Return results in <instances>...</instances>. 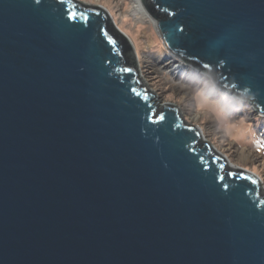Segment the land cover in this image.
<instances>
[{"label": "water", "instance_id": "obj_1", "mask_svg": "<svg viewBox=\"0 0 264 264\" xmlns=\"http://www.w3.org/2000/svg\"><path fill=\"white\" fill-rule=\"evenodd\" d=\"M141 3L166 52L264 116V0ZM138 69L100 5L0 0V264H264L261 178Z\"/></svg>", "mask_w": 264, "mask_h": 264}, {"label": "rangeland", "instance_id": "obj_2", "mask_svg": "<svg viewBox=\"0 0 264 264\" xmlns=\"http://www.w3.org/2000/svg\"><path fill=\"white\" fill-rule=\"evenodd\" d=\"M91 2L92 4L104 5L112 14V22L120 31L124 32L131 42L133 52L136 54L137 65L143 77L142 87L153 95L151 99L157 107L165 103L167 96H173L172 102L184 119L195 124L202 130L201 133L206 136L204 139L219 154L225 156L229 161L238 167L247 169L254 173L262 181V196H264V116L253 110V107L244 101L240 111L235 114L237 118L247 116L252 125L253 135L246 136L239 143L224 141L221 132L214 118L205 120L201 113L197 111L195 97L198 93L210 91L212 98L220 104H226L233 100L232 93L225 91L218 92L216 86L208 80L203 79L205 76L194 70L195 78H186L181 80L180 75L176 74L170 67L177 62L168 52L159 53V44L155 43L159 40L157 33L153 30L151 23L148 21L132 19L129 15L121 16V10L115 8L113 0H82V2ZM128 5L124 10H127ZM160 41V40H159ZM161 42V41H160ZM173 62V64H172ZM183 68H191L188 63H180ZM189 66V67H188ZM167 69V70H166ZM192 69V68H191ZM171 70V72H170ZM193 70V69H192ZM138 71V72H139ZM179 73V72H178ZM139 74V73H138ZM179 77V78H178ZM183 97L182 102H177ZM232 97V99H231ZM215 138V142H214ZM248 153L249 157H244L242 153Z\"/></svg>", "mask_w": 264, "mask_h": 264}, {"label": "clouds", "instance_id": "obj_3", "mask_svg": "<svg viewBox=\"0 0 264 264\" xmlns=\"http://www.w3.org/2000/svg\"><path fill=\"white\" fill-rule=\"evenodd\" d=\"M105 10L107 11L106 8ZM155 43L159 44V53L165 54L166 49L164 48L163 44L159 40H156ZM176 59L178 60V58ZM232 96L234 99L226 104H220L218 101L214 100L210 91L198 93L194 99L196 101L197 111L202 114L206 121L210 118H214L216 120L218 128L221 132L220 138H222L224 141L239 143L242 139H244V137L253 135L252 125L249 121V118L247 116H240L239 118L235 116V113L240 111L244 101L246 99H251V96L249 95L248 90H242L237 97L232 93ZM173 100V96H167L165 98L166 103L172 102ZM182 101L183 97H181L177 102Z\"/></svg>", "mask_w": 264, "mask_h": 264}, {"label": "bare ground", "instance_id": "obj_4", "mask_svg": "<svg viewBox=\"0 0 264 264\" xmlns=\"http://www.w3.org/2000/svg\"><path fill=\"white\" fill-rule=\"evenodd\" d=\"M99 0H97V2H98ZM114 1V0H113ZM114 3H115V8H117L118 9V11H119V8H120V10H121V16L122 15H125V14H127V15H129L132 19H135V20H140V21H142V22H146V21H148L149 23H151V26H152V28H153V30H155L156 31V33H157V30L155 29V25H154V22L152 21V19L151 18H149V16H148V13H147V11H146V9H144V7L142 6V3H141V0H115L114 1ZM84 4H90V5H93V6H98V5H100V4H92L91 2H88V1H86ZM128 5V9L127 10H124L125 9V6H127ZM102 6V5H101ZM103 7L104 8H106L104 5H103ZM107 9V12L109 13V15H110V18L112 19L113 17H112V14H111V12H110V10H108V8H106ZM157 36H158V34H157ZM159 37V36H158ZM160 40V39H159ZM171 57H173V59H174V61L173 62H177L176 63V65L175 64H173V62H172V64L173 65H171V69L172 70H174V72L176 73V74H178V75H180V77H181V80H184V79H186V78H195V71L194 70H192L191 68H195L196 66H194L193 64H189V66L191 67V68H183L182 69V64H180L181 62H179V60H177L173 55L171 56ZM188 66V67H189ZM167 70V69H166ZM141 71H139V74L137 75L138 77H140L141 78V73H140ZM170 72H171V70H170ZM179 72V73H178ZM197 72V71H196ZM201 74V73H200ZM203 76H205L204 74H202ZM179 78V77H178ZM142 79H143V77H142ZM203 79H205L206 81L208 80V84H210L209 83V81L210 82H212V79H211V75H209V74H207ZM143 84V83H142ZM218 92H221V89H219V90H217ZM227 93V92H226ZM152 98H153V96H152ZM231 99H232V97H231ZM165 102V101H164ZM166 103V102H165ZM236 113H238V112H236ZM235 113V114H236ZM185 121H187L188 122V120H186V119H184ZM189 123V122H188ZM192 125H195V124H192ZM195 126H197V125H195ZM202 130V129H201ZM206 136H204V134H203V138H205ZM205 140L207 141V139L205 138ZM209 145V144H208ZM211 145V144H210ZM211 146H213V145H211ZM242 155H244V157L246 158V157H249L250 155L248 154V153H242ZM228 163L231 165V166H236L235 164H233L231 161H229L228 160ZM261 186H262V184H261Z\"/></svg>", "mask_w": 264, "mask_h": 264}, {"label": "snow or ice", "instance_id": "obj_5", "mask_svg": "<svg viewBox=\"0 0 264 264\" xmlns=\"http://www.w3.org/2000/svg\"><path fill=\"white\" fill-rule=\"evenodd\" d=\"M70 18L74 19V18H75V15L73 14V16H72V17H70ZM125 71H128V70H127V69H125ZM160 119L162 120V119H163V117H161Z\"/></svg>", "mask_w": 264, "mask_h": 264}, {"label": "built area", "instance_id": "obj_6", "mask_svg": "<svg viewBox=\"0 0 264 264\" xmlns=\"http://www.w3.org/2000/svg\"><path fill=\"white\" fill-rule=\"evenodd\" d=\"M193 70H196V71H198L199 73H201V74H203L201 71H199V70H197L196 68L194 69V68H192Z\"/></svg>", "mask_w": 264, "mask_h": 264}]
</instances>
